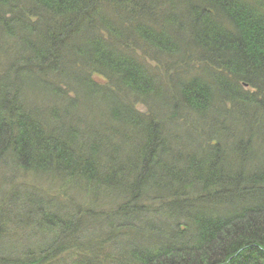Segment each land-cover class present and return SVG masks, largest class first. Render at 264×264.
<instances>
[{
    "label": "trees",
    "instance_id": "16d2710c",
    "mask_svg": "<svg viewBox=\"0 0 264 264\" xmlns=\"http://www.w3.org/2000/svg\"><path fill=\"white\" fill-rule=\"evenodd\" d=\"M0 40L1 160L88 198L0 199V264H264V0H0Z\"/></svg>",
    "mask_w": 264,
    "mask_h": 264
},
{
    "label": "rangeland",
    "instance_id": "374dc122",
    "mask_svg": "<svg viewBox=\"0 0 264 264\" xmlns=\"http://www.w3.org/2000/svg\"><path fill=\"white\" fill-rule=\"evenodd\" d=\"M1 41L2 40H0V42ZM141 55H142V53H141ZM9 60H10L9 56L7 57L6 55L0 53V64L1 65L6 67ZM145 60H147L148 63L152 64V61L149 60V58H146ZM65 78H67V77H65ZM65 78L61 77V78H57V79H65ZM95 78L97 80L96 81L97 84L98 83L103 84V82H104L103 76H98ZM54 80H55V82H57L56 79H54ZM25 81L28 82L29 80L25 78ZM30 82H32V81H30ZM61 88L63 89V86ZM44 90L45 89H43V88H37L36 91L32 92V94L28 93V91H29L28 90L26 92V96L28 98H31V100H32L34 97H39L38 93H40V94L44 93ZM67 94H68V96L73 95V93L70 91ZM36 99H39V98H36ZM137 110L140 112H142V111L145 112L146 109H145L143 104L139 103V104H137ZM210 115H212V114H210ZM232 125H233V123H232ZM235 130H236V127L233 128L234 134L236 133ZM237 131H240V128H238ZM187 134H188V137L194 136L193 140L197 141L198 135H197V133H195V130L192 131V126H190L189 123L187 124ZM193 140L191 141V143L193 142ZM257 140L258 139H256L255 137L252 138V140L250 141L251 146L247 147L248 153H250V154H246V156H244V159L245 158L250 159V160H247V159L244 160V161H247V164L245 167L249 168L250 170L253 168H260L262 166L261 162L264 161V158H263L264 157V151L259 149V147H261V146ZM247 145H249V144H247ZM253 148H255V149H253ZM227 150H229V151L225 152L226 150H223V152H225V154H226L225 158H228L229 164H231V162H232L231 165L237 166L236 165L237 163L235 162V160H237V161L241 160L240 163L243 162V159H242L243 153H241V151H238V149H236L235 146H233V144H232L231 148L227 149ZM259 150L263 151V152H260ZM8 153L9 152H7V157L9 159L6 160V158L3 157L5 160L2 161L1 160L2 158H0V199L3 202L10 199V197L15 198L17 200L18 197H21V195H23V193L34 195L36 198H38L40 196V194H42L44 197L46 195H48L46 197L51 196L52 198H58V200L62 199V201L65 199L68 200V198H70V197L72 199L75 197L76 202L86 198V197L83 198L82 195L84 193L81 194L82 192L80 190L76 189L75 185L74 186L73 185L68 186L69 187L68 190L64 192L63 191L64 188H62L63 185L61 183L56 185V184L49 183L47 181L49 178V175H45L44 177H41V174H36L34 171H29V170H27L25 172L20 171L19 169H17V167L13 166V163H12L13 161L11 162V160H10L11 157H10V155H8ZM256 154L258 155V157L261 156L263 158V160L256 161L255 160L257 158L255 156ZM136 164L138 165V163H136ZM239 164H238V166H239ZM250 164L254 165V166L250 167L249 166ZM14 190H15V193H14ZM38 190L40 191V193ZM163 190L164 191H162V192H164L165 195L164 194L162 195L157 190L150 192L149 193L150 199L156 198L155 196H157L158 194H160V196L162 198H166L168 194H167L165 189H163ZM62 191L64 193H62ZM11 193L15 194L14 197H13V195L11 196ZM115 194H116V191H113V192L103 191V192L98 193L97 194L98 199L96 202L97 204L96 203L94 204L97 209L94 208V210L102 209L100 211H103L104 209H108V208L114 209V204H116L114 201L116 199L113 196ZM188 194H189V196H186V200H179V198L181 197L180 193L177 195L179 198L176 197L175 199H173L174 201H176V204H178L177 207H179V204H180V206H182L183 208H186L187 204L194 203L196 201L198 202V200L196 199V197H197L196 193L189 190ZM108 195H110V197ZM44 197H43V199H45ZM85 200H88V198ZM146 200H148V198L145 199V201ZM155 200L156 201L153 202V205L155 204V207L157 209L158 208L159 209H165V205H167L166 204L167 202L164 204V202L161 201L159 198H156ZM7 203H9V201ZM16 205H19V202ZM147 205H149V204H147V201H146V205L144 204V206H147ZM20 215H21V213H20V210L18 208L16 212H13L11 214V218L14 220V222H17L19 220H22V217H20ZM158 218H162V217L158 216ZM138 223L140 224L141 228H146L147 226H149V224L147 225L146 223H143L141 221ZM9 229H10V231L7 233L8 236H7V238L4 239L5 247H8L9 249L14 247L16 249V252H15L16 255H21V253H23V250L21 248L26 246L25 244L31 243V245H34V243L36 241L39 242L41 239H46V237L48 236V234H41V232L39 231V228L34 229L32 227H26V229H25V228L17 226V228H15V229H12L11 227ZM15 249H14V251H15ZM9 251L10 252L9 253L7 252V253L9 255H11L12 252H11V250H9Z\"/></svg>",
    "mask_w": 264,
    "mask_h": 264
}]
</instances>
